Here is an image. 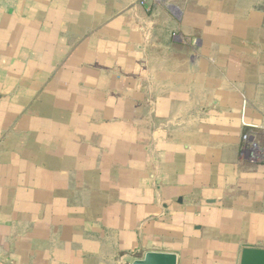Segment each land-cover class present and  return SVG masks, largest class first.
I'll return each mask as SVG.
<instances>
[{
    "label": "crops",
    "instance_id": "crops-1",
    "mask_svg": "<svg viewBox=\"0 0 264 264\" xmlns=\"http://www.w3.org/2000/svg\"><path fill=\"white\" fill-rule=\"evenodd\" d=\"M178 23L264 104V0H0V264L264 248V108L177 123Z\"/></svg>",
    "mask_w": 264,
    "mask_h": 264
},
{
    "label": "rangeland",
    "instance_id": "rangeland-1",
    "mask_svg": "<svg viewBox=\"0 0 264 264\" xmlns=\"http://www.w3.org/2000/svg\"><path fill=\"white\" fill-rule=\"evenodd\" d=\"M143 1V0H142ZM151 4L154 2H167V0H148ZM168 6V5H167ZM170 7V6H168ZM181 11L178 8L176 9L177 17H181ZM178 29L173 32V39L180 43V54H186L184 49L186 45L190 46V52L188 58L181 57L182 61L178 62L176 69L178 74H181L180 78H173L174 83H166L165 87L173 86L175 89L185 91L191 95L190 104L184 103L181 100L180 106H178L177 111L175 112V121L177 123L191 120V123L197 125L202 116L207 115L209 111L205 112V108H208V105L211 102H216V109L224 108L225 104L230 105V110H238L239 117L244 121L242 113L244 109L256 105L257 107L264 108V104L259 103L257 96L254 93L252 95L244 94L241 88L234 84L232 81H229L227 77L223 74L222 70L217 66L218 63L215 61L214 57L207 55V50L204 49L203 41L201 45V39L198 36H192L190 40L185 37L183 33L184 24H177ZM185 44V45H184ZM217 66V67H216ZM252 73V70L250 71ZM243 77H251L249 72L242 73ZM237 96V97H236ZM239 103V109L236 108L235 104ZM203 108V109H202ZM231 112V111H230ZM244 119V120H243ZM247 134L245 140L250 142V144L243 146L240 149V157L247 159L249 162H256L260 157L259 152H253V145L251 142V136ZM252 150V151H251ZM231 154L229 150L227 152Z\"/></svg>",
    "mask_w": 264,
    "mask_h": 264
},
{
    "label": "water",
    "instance_id": "water-1",
    "mask_svg": "<svg viewBox=\"0 0 264 264\" xmlns=\"http://www.w3.org/2000/svg\"><path fill=\"white\" fill-rule=\"evenodd\" d=\"M130 264H177V256L171 252L147 251L142 258L134 259ZM239 264H264V248L243 247Z\"/></svg>",
    "mask_w": 264,
    "mask_h": 264
}]
</instances>
